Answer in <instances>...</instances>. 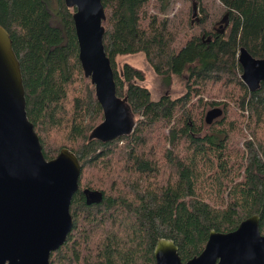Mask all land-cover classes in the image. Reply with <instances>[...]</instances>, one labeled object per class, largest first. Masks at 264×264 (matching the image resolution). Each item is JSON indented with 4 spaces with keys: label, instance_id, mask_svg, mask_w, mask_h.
I'll return each instance as SVG.
<instances>
[{
    "label": "trees",
    "instance_id": "16d2710c",
    "mask_svg": "<svg viewBox=\"0 0 264 264\" xmlns=\"http://www.w3.org/2000/svg\"><path fill=\"white\" fill-rule=\"evenodd\" d=\"M152 1L102 0L117 96L136 121L132 135L103 143L89 140L104 113L79 59L75 9L65 0H0L44 155L67 148L82 166L73 230L51 264H156L159 239L174 241L186 263L211 231L233 232L254 215L264 235V82L250 92L238 62L240 47L264 59V0H218L227 34L209 26L206 7L195 23L149 14ZM140 53L168 88L179 77L185 93L153 101L145 73L117 63ZM214 108L223 115L208 125ZM84 191L103 199L88 205Z\"/></svg>",
    "mask_w": 264,
    "mask_h": 264
},
{
    "label": "water",
    "instance_id": "95a60500",
    "mask_svg": "<svg viewBox=\"0 0 264 264\" xmlns=\"http://www.w3.org/2000/svg\"><path fill=\"white\" fill-rule=\"evenodd\" d=\"M75 9L79 59L85 76L95 86L104 120L89 140L109 143L134 133L135 117L117 96L111 60L104 46L106 19L102 0H65ZM225 27L229 25L226 21ZM222 30L221 33H224ZM241 79L254 93L264 82V59L240 47ZM223 110L206 115L211 125ZM82 166L65 148L47 160L34 124L28 118L21 63L9 32L0 24V264H51L52 254L65 245L74 226L71 205L79 191ZM87 204L100 203L99 192L84 191ZM156 264H264V235L260 215L230 233L211 231L204 251L184 263L174 241L159 239Z\"/></svg>",
    "mask_w": 264,
    "mask_h": 264
},
{
    "label": "rangeland",
    "instance_id": "374dc122",
    "mask_svg": "<svg viewBox=\"0 0 264 264\" xmlns=\"http://www.w3.org/2000/svg\"><path fill=\"white\" fill-rule=\"evenodd\" d=\"M202 7H206L209 10V26L213 27L215 24V28L220 29L221 31V27L225 26L223 17L225 16L226 11H224L218 0H166L161 3L158 0H153L147 11L149 14L153 15L159 14V12L162 11V13L164 12V14L172 20H177L184 16V19H193L195 23H198L200 22V19L204 18ZM159 17L163 18L164 15H160ZM229 30L230 29L226 28L225 34H227ZM199 31L200 30L198 28L194 30V32ZM186 36L187 33L184 35V39L179 42L178 49H180L182 44H184ZM117 63L119 67L128 63L145 73L146 81L143 82L142 85L151 91L153 101H157L164 94L176 99L185 93L184 84L181 79L176 76L172 79V86L168 88V84L166 82L163 83L162 80L156 76L152 67L147 62L145 54L143 53L119 56L117 58ZM234 109L238 110L237 107H234ZM252 139L253 137L248 133L243 139L240 147L243 150L246 149L245 142L251 141Z\"/></svg>",
    "mask_w": 264,
    "mask_h": 264
},
{
    "label": "flooded vegetation",
    "instance_id": "af4514ba",
    "mask_svg": "<svg viewBox=\"0 0 264 264\" xmlns=\"http://www.w3.org/2000/svg\"><path fill=\"white\" fill-rule=\"evenodd\" d=\"M224 17H225V16H224ZM224 17H223V18H224ZM228 20H229V19H228V17H227V18H226V21L229 22ZM228 26H229V25H228ZM228 26H227V27L222 26L221 28L225 27L224 30H226V28H228ZM216 30L220 31V29H216ZM224 33H225V32H224Z\"/></svg>",
    "mask_w": 264,
    "mask_h": 264
}]
</instances>
